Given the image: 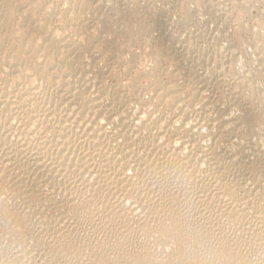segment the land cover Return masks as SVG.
<instances>
[{
    "label": "bare ground",
    "instance_id": "obj_1",
    "mask_svg": "<svg viewBox=\"0 0 264 264\" xmlns=\"http://www.w3.org/2000/svg\"><path fill=\"white\" fill-rule=\"evenodd\" d=\"M18 1L24 2V0H0V50L7 51L6 55L0 56V209L5 211L4 214H0V220L5 216L16 217L15 220L21 218V222L24 219L25 224H31L28 219L35 222L43 220L39 222L41 225L36 226L45 230L51 228L44 221L47 220L45 219L47 212L64 211L68 216H72L71 219L76 221L75 223L78 221L81 225L80 230H77L79 225L74 227L70 224L74 232L87 230L88 228H84L85 223L91 225L90 230L85 231L87 242L84 245L100 254L96 255L100 263L116 257L117 263L129 261L134 264H147V262L149 264L155 261V263L159 262L158 264H165L163 258L165 253H160L162 248L158 252V248L163 245L161 240L171 237L173 244H165L169 247L174 245L172 252L165 254L167 258L170 256V264H182L185 258L187 261L197 260L202 264L216 262L264 264V58L257 55L259 53L257 46L258 44L260 46L256 40H260L257 38L258 33L257 37H253V29L251 32L250 26L246 24L248 28L244 27V22L240 27V23L237 22L240 32L237 31V34H243L242 37L244 34L251 36L252 39L249 37L251 40L247 39L248 43L256 49L254 52H258H255L257 53L255 60L259 65L256 68L252 64L254 62L251 59L254 55H250L252 51L249 54V50L244 52L241 48L244 42L240 43L241 51L244 53H240V50L236 51L239 43L228 41L229 37L225 35L217 37V40L211 41L212 43L204 39V44L207 42L206 45L208 43L209 45L205 47L202 45L201 50L197 47L195 48L197 50L193 49L194 46L199 45L197 42L191 47L195 44L192 43V39V42L189 41L192 44L189 47L192 49L185 46V50L182 49L181 52V49H178L182 45H178L180 40L177 41L175 35H162L163 31L167 32L164 23L169 18L168 10L165 22L159 18L164 16L159 14L163 10H159L167 9L166 5H169L168 8L172 4L175 7L177 0H160L161 5L157 8L152 5L154 2L157 3L156 1L148 0V3L152 1L151 5L156 10L159 9V15L156 14L157 12L154 13L152 7L151 11L149 5L145 6L150 11L142 5L140 2L143 0H131L132 3L129 0L131 7L132 4L134 5L132 8L135 15L141 14L142 18L139 19L137 31L131 30L134 33L130 31L132 34L128 33V35L136 40L145 39L146 35L144 36L140 31L152 32L150 27L162 29V33L160 32L162 36L158 37L162 38L161 42L158 39L160 43L157 46L150 42L156 48L151 46L153 47L151 49L148 46L149 40H153L151 38L153 33L152 36L146 37L148 42L146 41L145 47L148 46L151 50L155 48L154 56L171 50L172 59L178 63L177 65H182V68L177 69L178 72H175L176 69L174 71L171 69L172 73L171 70L170 73L168 72L172 77L170 81H162L163 71L161 75L160 72L159 74L155 72L156 79L152 81L150 78V82L146 85L138 86L141 82L138 81L137 85L134 79L135 82L131 83L132 87L128 89V93H121L119 90L115 92V88L111 89L108 85V87L104 86V83L102 85L103 80L100 75H91L93 51L96 50V44L99 49L102 42L101 39L99 41L91 35L94 36L92 32L96 30L100 33L110 32L112 36L115 34L118 37L122 35L121 32L126 33L122 29L127 26L125 24L127 20L124 21L120 13H126L131 8L126 3L128 0L126 2L125 0H68L69 5L66 3L68 6L65 8L63 4L60 7L62 0L60 2L37 0L32 5L30 4L33 0H27L34 10L43 12V15L44 12L46 13L45 17L41 16L44 22H42L43 18H40L42 23L38 25V29L35 24L37 19H32L36 21L33 22L24 17L21 23L18 22L21 29L17 31L20 33L22 30L23 34H17V31L11 29L12 27L8 28L10 18H14L16 11L19 9L22 11L21 7L25 5V3L19 4ZM184 1L185 7L192 2V0ZM204 1L210 0L202 1L209 8L207 5L211 2L206 4ZM234 2L236 4L237 1ZM195 5L196 7L191 5L193 8L191 7L192 10L188 8V11L183 10L185 7L182 8L187 13V16L183 17V22L186 21L192 24L191 26L198 22L196 12L195 14L193 12L195 8L197 9V4ZM231 5L236 8L237 4ZM247 7H250V4H247ZM210 8L212 9L208 10L209 14L206 9V14L209 16L211 12L215 15L217 7L211 3ZM171 9L169 13L176 12ZM202 10L204 11L203 8ZM39 12L38 15L35 11L31 14L35 13L38 18ZM227 13L229 14V11ZM88 14L93 16H89V21L93 18L96 25V30H93L95 27L90 22L93 26L92 34L89 33L91 29L88 28V19L86 22ZM211 15L210 17L214 16ZM216 15L218 16L217 12ZM218 18L214 21L219 20ZM56 21L60 22L58 24L62 23V28L76 27V30L82 34L81 38L66 33L64 36L57 34L51 36L50 33L54 31L51 25ZM127 24L129 26V23ZM50 26L53 30L46 34ZM221 27L223 24L222 26L220 24L219 28ZM185 28H188L187 25ZM226 31L228 32L229 29ZM36 32L44 36L43 46H35L33 37L26 36ZM70 32L74 33L72 30ZM118 37L116 39H120ZM96 38L100 36L97 35ZM233 38L232 41L235 40ZM155 39L154 41H157ZM242 40L244 41V37ZM136 42L140 43V40ZM164 42L167 43L168 48H162ZM118 43L121 46L125 42ZM104 44L106 48L108 43ZM113 44H110L114 46L112 50L120 48L115 47L118 44ZM25 47L27 48L24 49ZM122 48L126 49L124 45ZM100 49L107 52L101 47ZM118 51L120 49L116 52ZM106 54L102 55L106 56ZM157 56L154 58L158 59ZM112 58L110 59L113 60ZM120 58L125 60V57ZM138 59L136 60L139 61ZM151 59L153 61V58ZM160 59L154 65H159L157 63ZM96 60L98 62V59ZM239 62L242 66L237 69ZM160 65L156 68L162 67V64ZM101 71L98 74H101ZM145 72L149 71L145 70ZM151 73L146 74L147 78L153 75ZM142 75L139 77L143 80ZM181 78L185 82L184 87L179 82ZM115 84L117 86V83ZM212 86L220 88L217 90L221 92L223 106L216 103L217 94L213 95ZM207 91L211 92L213 97H210ZM3 188L7 191L4 192ZM190 210L193 211L195 219L205 220V224L200 222L202 225L197 223V226L204 227L207 232L203 233V236L206 235V242L199 240L202 234L197 236V229L193 227L194 230L190 226L187 229V221L192 218L188 217L192 212ZM63 216L65 218V215ZM194 218L192 219L195 220ZM18 221L19 219L15 222ZM58 221L55 224H58ZM190 223L193 225L194 221ZM57 229L60 231L64 228L58 225ZM65 229L67 230L68 227L66 226ZM54 231L56 233V230ZM79 233L76 236L79 237ZM188 239H192L193 243H199L197 245L195 243L196 248L191 251H188L189 248L187 251L184 250L188 246L185 243ZM75 241L76 239L73 241L74 245L71 243L74 250ZM60 244L63 245V242ZM108 250H114L115 255H109ZM164 250L162 251L166 252ZM204 251H208L210 259L205 258L207 252ZM16 255L8 260V264L20 261L18 253ZM22 256L25 258L27 255Z\"/></svg>",
    "mask_w": 264,
    "mask_h": 264
},
{
    "label": "rangeland",
    "instance_id": "obj_2",
    "mask_svg": "<svg viewBox=\"0 0 264 264\" xmlns=\"http://www.w3.org/2000/svg\"><path fill=\"white\" fill-rule=\"evenodd\" d=\"M28 1H32V0H28ZM37 2V0H33L32 2H31V4L30 5H32L34 2ZM61 0H59L58 2H60ZM70 1V0H69ZM142 1V0H141ZM144 1V2H143ZM142 2H140V3H142V5H149L148 7H149V9L151 10L152 8L154 9V13H156L157 15H159V14H161V16H165V18L163 19V17H159L160 18V20H162L163 22H165L166 21V19H167V17H169L168 19H167V21L164 23V26H165V30L167 31V32H165V31H163L164 33H166V34H164V33H162V29L160 30V29H158V28H156V27H152V29H151V27H150V31H152V32H149V28L148 29H145V30H148V31H146V32H144L143 33V31H140L144 36L146 35V37H148L149 35H151L152 36V34L151 33H153V36L151 37V38H153V40H149V44H148V46L152 49L153 47H155L156 48V46L158 45V43H160L161 42V40H162V38H158L159 36L161 37L162 35H166V36H169V34L171 35V36H174V37H176V39H178L177 41H179L180 43H178V45L180 46V44L182 45V46H180V48L178 49V50H180L181 49V52H183V50H185V46H187L188 48H190L189 46H191L192 44L190 43V42H192V39H193V42L192 43H195V44H193L191 47H193L194 45H196V42H197V44H199V45H196V46H194L193 47V49L194 50H197L198 48L200 49L201 47H205V45L207 44V42H213L215 39L217 40V37L219 38V37H222V36H228L229 38H228V41H230V42H232V43H234V42H236L235 44H238L237 45V50L236 51H238V50H240V53H244L245 51L247 52V50H249V54H250V52H251V56H252V54L254 55V56H252L251 57V59H253V65H255V67L254 68H256V67H258L259 65H258V63H257V59L255 58V57H257V55H258V57L260 56V57H263L264 58V0H227V2H228V4H227V2H226V0H221V1H223V3L220 1V0H215V1H217L216 3H215V1H213L212 2V0H210L209 2H207V1H204V2H206V4H209L210 2L213 4V5H215V7H217V8H215V10H216V12H217V14H218V16H219V18H218V16L216 15V12H215V15L217 16H215L214 14H212L211 12H210V15L211 16H213V17H210V15L208 16V14H209V9H212V8H210V4L209 5H207L209 8H207L206 7V5L202 2V1H200L199 0V2H198V0H196V2H195V0H192V2L191 3H188L189 5L188 6H186L185 7V5H186V3H184L185 1L183 0H180V2H179V0H177L176 1V3H175V7L173 6V4L170 6V8H168L169 7V5H166L165 6V8H167V9H158L159 11H161V10H165L164 12L163 11H161L160 13L158 12V10H156L152 5H154V6H156V8H157V6L159 5H161V1L160 0H154V1H156L157 3H159V4H157V3H155L154 1V3L152 4V1H150V3H148L149 1L147 0H143ZM146 1V2H145ZM234 1H237L236 2V4H235V2ZM23 2V1H22ZM21 1H18V3L19 4H24L25 3V8L23 9V7H21L22 8V11L19 9L18 11H16V13L14 14V18H15V16H16V18L14 19L13 17H11L9 20L10 21H8V28L10 29L11 27V29L13 30H15V32L17 31V30H20L21 28L19 27L20 26V24L18 23V22H20L21 23V20L22 19H24V17H26L25 19H31V21H33V22H38V21H40L39 22V24L36 22L35 24H37L36 25V29H38L39 28V26L38 25H40L42 22H44V18L43 17H45L44 15H45V13L46 12H44V15H43V12H39V11H36V10H34V8H32L29 4H28V2H27V0H24V2L22 3ZM125 2H126V0H125ZM130 2H131V0H130ZM183 2V3H182ZM220 4H219V3ZM226 2V3H225ZM231 2V3H230ZM243 2V3H242ZM61 4H60V7L62 6V4H63V8H65V6L67 7L69 4H68V0H62L61 2H60ZM68 5H67V4ZM127 4H129V0H128V2H126ZM132 3V2H131ZM146 3V4H145ZM202 3H203V5H202ZM218 3V4H217ZM225 3V4H224ZM230 3V4H229ZM240 3V4H239ZM126 4V5H127ZM152 4V5H151ZM177 4V5H176ZM178 4L180 5V6H178ZM183 4H184V6H183ZM193 6H195L196 7V5L195 4H197V9L195 8L194 9V14H195V12H196V18H197V20H198V25H196V24H193V26H191L192 24H190V23H187L186 21L185 22H183V19L185 18V16H187L186 14V12H184V11H188L189 9H191V5ZM224 4V5H223ZM231 4H234V6L236 5V8L235 7H233V5H231ZM247 4H250V7H247ZM217 5V6H216ZM218 5L222 8L223 6V10L220 8V7H218ZM222 5V6H221ZM227 5H228V7H227ZM229 5H231L230 7H229ZM28 6H30L29 8H28ZM128 6H130L131 7V5L129 4ZM134 5L132 4V7H133ZM168 6V7H167ZM177 6V7H176ZM26 7H27V9H26ZM131 7V8H132ZM146 7V6H145ZM145 7H143V9L145 8ZM148 7H146L147 9H148ZM152 7V8H151ZM164 7V6H163ZM174 7V8H173ZM179 7H181V8H179ZM183 7H185V9H183L182 10V8ZM198 7H202L203 9H204V11L202 10V8H198ZM225 7L227 8V9H225ZM131 8H129V11H127L126 13L124 12H122V13H120V16L123 18V20L124 21H126L127 20V22H125V24L127 25V26H124V28L122 29V31L124 30V31H126V33L125 32H121L120 34H122V35H120L119 37L117 36V35H111V33L110 32H108V34H110V35H108L106 32V34L105 33H100V31L98 30V32H97V30H96V25H95V22L93 21V18L91 19V21H89L90 19H88L89 18V16L91 15V14H88V17L86 16V22H87V19H88V24H89V30L91 29V31H89V33H91L93 30H96V31H93L92 33L94 34V36L93 35H91L92 37H94V39H97V40H99V39H101V44H100V42H99V44H100V46H99V49H98V44H96V50L94 49V51H93V56H94V59H93V61L91 62V65H92V69L90 68V70H92L91 71V75L92 76H94V74H97V75H100L101 76V80H103L102 81V85H103V83H104V86H106V87H108L109 86V88H115L114 89V91L115 92H117L118 90H119V92H121V93H128V89H130L131 87H132V84H133V82H137L136 84L138 85V81H140L141 83H139V85L138 86H142V85H146V83H149L150 82V80H152L153 81V79L156 77V76H154V74H156V73H158L159 74V72H160V74L159 75H161V72L163 73V75H162V77L165 79H163L162 81H170V80H172V79H170V78H172L171 77V74H168V72L171 70V69H173V71H174V69H176V71L175 72H178V70H181V69H179V68H182V65H177L178 63L177 62H174V59H172V52H170V51H164L162 54L161 53H159V55L158 54H156V56L157 57H159V58H161L162 59V61H161V59H160V61L157 63V64H159V65H154L157 61H158V59L157 58H154V57H156V56H154V54H155V52L153 51V50H155V48L153 49V50H151L150 48L148 49V46L147 47H145L146 46V44H147V42H148V40H146V39H148V38H146L145 37V39L144 38H141V39H138V40H136V38L134 39V37L133 36H131L130 34L128 35V33H134V32H136L137 30L136 29H138V27H137V25L140 23V20H141V18H142V15L140 14H138V13H136V15H137V17H136V15H135V12H133V8L131 9ZM172 8V9H171ZM176 8V9H175ZM177 8H179V9H177ZM189 8V9H188ZM193 8V7H192ZM230 8V9H229ZM245 8V9H244ZM131 9V10H130ZM148 9V10H149ZM170 9L173 11V9L174 10H176V12L174 11V12H172V14L171 13H169L170 12ZM187 9V10H186ZM199 9V10H198ZM202 11H201V10ZM206 9H207V13L208 14H206ZM232 9V10H231ZM26 10V11H25ZM27 10H29V11H27ZM46 10V9H45ZM45 10H43V11H45ZM145 10V9H144ZM149 10V11H150ZM167 10H168V14H167ZM192 10V9H191ZM196 10V11H195ZM197 10H198V12L199 11H201L200 13H204L205 12V14H200V13H198L197 12ZM209 10V11H208ZM219 12H218V11ZM245 10V11H244ZM248 10V11H247ZM27 12L26 14H25V12ZM35 11V13H37V15H38V12L40 13L39 15L40 16H38V18L40 19V20H38V18H37V15H35V13H33V14H31L32 12H34ZM47 11V10H46ZM132 11V12H131ZM152 11V10H151ZM179 13H178V12ZM226 11V12H225ZM229 11V14L227 13ZM182 12H183V14H182ZM214 12V11H213ZM224 12H225V14H224ZM18 13V14H17ZM21 13V14H20ZM23 13V14H22ZM42 13V14H41ZM127 13H129V14H127ZM134 14V15H131V14ZM159 13V14H158ZM163 13V14H162ZM220 13V14H219ZM244 13V14H243ZM31 14V15H30ZM124 14H127V15H124ZM166 14V15H165ZM171 14V15H170ZM182 14V15H181ZM200 14V15H199ZM249 14V15H248ZM21 18H19L18 16ZM26 15V16H25ZM29 15V16H28ZM131 17H130V16ZM168 15V16H167ZM180 15V16H179ZM197 15H199V17L197 16ZM201 15H202V17H201ZM223 15H225V16H223ZM28 16V17H27ZM41 16H43V17H41ZM124 16H126V18H124ZM136 17V18H134V17ZM167 16V17H166ZM172 16V17H171ZM176 16V17H175ZM208 16V17H207ZM32 17V18H31ZM90 17H93L92 15L90 16ZM184 17V18H183ZM201 17V18H200ZM249 17V18H248ZM130 18V19H129ZM132 18V19H131ZM157 18H158V16H157ZM158 18V19H159ZM174 18V19H173ZM182 18V19H181ZM200 18V19H199ZM205 20H204V19ZM215 18L217 19H219V20H217V21H214L215 20ZM228 18V19H227ZM243 18H244V20H243ZM32 19H37L36 21H34V20H32ZM140 19V20H139ZM209 19V20H208ZM228 21H227V20ZM230 19L231 20H233L232 22L230 21ZM240 19H241V21H240ZM250 19V20H249ZM20 20V21H19ZM129 20V21H128ZM131 20V21H130ZM175 20V21H174ZM178 20H180V21H178ZM181 20H182V22H181ZM42 21V22H41ZM173 21V22H172ZM179 23V22H181V23H183L185 26L187 25V27L189 28H185V26L184 25H182L181 23H179V24H181V25H179L177 22ZM202 23H201V22ZM205 21V22H204ZM209 21V22H208ZM221 23H220V22ZM240 21V22H239ZM90 22H91V24H93V26L95 27L94 29H93V26H91V24H90ZM94 22V23H93ZM137 22V23H136ZM139 22V23H138ZM170 22V23H169ZM207 22V23H206ZM217 22H219V23H217ZM223 22H226V24H224ZM228 22H231V23H228ZM234 22V23H233ZM240 23V27H242L243 25H241V23L243 24L244 22H245V24H244V27H247V25H248V27L250 28V31L252 30L253 31V37H257V33H258V37L257 38H259L260 40H258V39H256L257 40V42L258 43H260V46H259V44H258V46H257V48L259 49V50H257V51H255V52H257V53H255L254 52V47L253 46H251V45H249V43H248V40H251L252 38H251V36H248V35H246V34H244V41L242 40L243 39V37H242V35L243 34H237L238 32H239V26H238V23ZM249 22V23H248ZM58 23H60L59 21H56V23H52V27L54 28V31L52 32V30L53 29H51L52 27L50 26V30H48L49 29V27L47 28V32H46V34H49L50 33V31L53 33H50V35L51 36H53L54 34H57V36H60V35H62V36H64V35H70V36H73V37H76V38H81V36H82V34L80 33V31L78 32L77 30H76V27L74 28V29H70V26H68V27H66V28H62V26H61V24H58ZM127 23H129V26H128V24ZM171 23H173V24H171ZM228 23V24H227ZM134 24H136V25H134ZM216 24V25H215ZM220 24H221V26H222V24H223V27H221V28H219L220 27ZM232 24V25H231ZM247 24V25H246ZM11 25V26H10ZM14 25V26H13ZM16 25H18V26H16ZM136 26L135 28H134V26ZM170 25V26H169ZM189 25V26H188ZM196 25V26H195ZM201 25V26H200ZM209 25V26H208ZM215 25V26H214ZM219 25V26H218ZM225 25H226V28H225ZM227 25H229V27L227 26ZM233 25H235V27L233 26ZM58 26V27H57ZM60 26V27H59ZM91 26V27H90ZM132 27V29H130L131 27ZM181 26V27H180ZM184 26V27H183ZM204 26V27H203ZM230 26H232V27H230ZM236 26H238V27H236ZM253 26V27H252ZM13 27H15V28H13ZM177 27V28H176ZM195 27V28H194ZM234 27V28H233ZM247 27V28H248ZM69 28V29H68ZM73 28V27H72ZM128 28H129V30H128ZM156 28V29H155ZM171 28H173V29H171ZM180 28V29H179ZM207 28V29H206ZM224 30H223V29ZM230 28H231V30H230ZM65 29H66V31H65ZM69 30V32L72 30V31H74V33H69L68 32V30ZM93 29V30H92ZM176 29H177V31H176ZM184 29V30H183ZM196 29H198L197 31H196ZM201 29V30H200ZM212 29V30H211ZM228 30L229 29V31L227 32L226 30ZM236 29V30H235ZM238 29V30H237ZM61 30H62V32H61ZM131 30H133V31H131ZM144 30V29H143ZM144 30V31H145ZM153 30H155L154 32H153ZM158 32H157V31ZM208 30H210V31H208ZM215 30V31H214ZM37 31V30H36ZM59 31H60V33L61 34H59ZM63 31H64V34H62L63 33ZM128 31V32H127ZM131 31V32H130ZM173 31V32H172ZM182 31V32H181ZM184 31H186V32H184ZM190 31V32H189ZM193 31V32H192ZM195 31V32H194ZM201 31V32H200ZM204 31V32H203ZM224 31H225V33H224ZM238 31V32H237ZM251 31V32H252ZM18 33L17 34H23L24 32L21 30V32H23V33H19V31H17ZM49 32V33H48ZM68 32V33H67ZM77 32V33H76ZM95 32L96 33H98V34H95ZM157 32V33H156ZM162 33V35H160L161 33ZM176 32V33H175ZM184 32V33H183ZM215 32V33H214ZM227 32V33H226ZM229 32H234L233 33V35H231L232 33H229ZM235 32H236V34H235ZM66 33V34H65ZM81 35H80V34ZM125 33V34H124ZM131 33V34H132ZM149 33V34H148ZM183 33V34H182ZM188 33V34H187ZM194 33V34H193ZM207 33V34H206ZM219 33L221 34V35H219ZM222 33H224V34H222ZM229 33V34H228ZM240 33V32H239ZM31 34V33H30ZM30 34H28V35H30ZM37 36H36V35ZM39 34V35H38ZM41 33L39 32H36V33H32L30 36H28V35H26L27 37H33V40H34V44H35V46H37V45H41V46H43V44L45 43V38H44V36H42V34L40 35ZM76 36H75V35ZM79 34V35H78ZM104 37H102L101 35ZM105 34V35H104ZM113 34V33H112ZM124 34V35H123ZM148 34V35H147ZM155 34V35H154ZM187 36H186V35ZM200 34V35H199ZM202 34V35H201ZM205 34V35H204ZM219 36H218V35ZM227 34V35H226ZM234 34H235V36H234ZM34 35V36H33ZM95 35H96V37H97V35L98 36H100V38H96L95 37ZM126 35H127V37H126ZM158 35V36H157ZM193 35V36H192ZM25 36V35H24ZM25 36V37H26ZM40 36H42V38L40 37ZM55 36V35H54ZM107 36V37H106ZM110 36H111V38H110ZM118 38H120V39H116L117 37ZM121 36H123V37H121ZM125 36V37H124ZM184 36V37H183ZM189 36V37H188ZM206 36V37H205ZM214 36H216L215 38H214ZM231 36V37H230ZM234 38H233V37ZM37 37V38H36ZM103 38V40H105L104 41V43H108V45H106V48H105V44L103 43V40H102V38ZM108 37H109V39H108ZM130 37H132V38H130ZM178 37V38H177ZM188 37V38H187ZM195 37V38H194ZM197 37V38H196ZM200 37V38H199ZM205 37V38H204ZM214 39H213V38ZM251 39H250V38ZM34 38H36V40L34 39ZM106 38L109 40V42H106V41H108V40H106ZM121 38L124 40H121ZM156 38V39H155ZM180 38V39H179ZM188 40H187V39ZM209 38H210V40H209ZM212 38V39H211ZM232 38L233 39H235V40H233L232 41ZM245 38H246V40H245ZM42 39V40H41ZM44 39V40H43ZM112 39H114L113 41H112ZM142 39H143V41H142ZM154 39L155 40H157V41H154ZM158 39H159V41H158ZM195 39V40H194ZM196 39H198L199 41H197ZM203 39V40H202ZM204 39H206V44H204ZM248 39V40H247ZM118 40V41H117ZM134 40H136V41H139L140 40V43L139 42H134ZM209 40V41H208ZM41 41V42H40ZM100 41V40H99ZM111 41V42H110ZM119 41H121V42H125V43H122L121 44V46L119 45ZM134 42V43H132V42ZM145 41V42H144ZM147 41V42H146ZM187 41V42H186ZM190 41V42H189ZM195 41V42H194ZM37 42V43H36ZM43 42V43H42ZM150 42H153L154 43V45L156 44V46H154L153 45V43H150ZM155 42H157V43H155ZM211 42V43H212ZM225 42H227V41H225ZM242 42H244L242 45H243V47H241L242 45L240 44V43H242ZM97 43H98V41H97ZM113 43H115V44H118V45H116L115 47H120V48H115V50L117 49V50H119L120 49V51H121V48L123 47V45H124V47H126V49L124 50L123 48H122V53L120 52V51H118V53H119V55H117L118 53L115 51V50H112V49H114V44ZM142 43V44H141ZM164 43H165V46H164ZM163 43V47L162 48H168V46L166 45L167 43L166 42H164ZM188 43H190V44H188ZM202 43V44H201ZM209 43H208V45H209ZM248 43V44H247ZM110 44H113L112 46L110 45ZM145 44V45H144ZM176 44H177V42H176ZM225 44V43H224ZM223 44V46H226V45H224ZM227 44V43H226ZM203 45V46H202ZM208 45H206V46H208ZM108 46H111V48L110 47H108ZM151 46H153V47H151ZM184 46V47H183ZM246 46H247V48H246ZM248 46H250V47H248ZM28 47V46H27ZM27 47H25L24 49H26ZM38 47V46H37ZM100 47L101 48H103V50H107V52H108V49H109V54L106 52V51H101L102 49H100ZM182 47V48H181ZM197 47V49H195ZM244 49V52L243 51H241L242 49ZM145 48H147V49H145ZM207 48V47H206ZM240 48V49H239ZM245 48H246V50H245ZM99 51H98V50ZM183 49V50H182ZM190 49H192V48H190ZM203 49V48H202ZM253 49V50H252ZM6 49H2V50H0V56H4V54L6 55L7 54V51H5ZM111 50V51H110ZM149 50H150V52H149ZM201 50V49H200ZM256 50V49H255ZM263 50V51H262ZM6 53H5V52ZM95 51H97L96 53H95ZM116 52V54H115V52ZM146 51H148V52H146ZM153 51V52H152ZM205 51V50H204ZM98 52H100L99 54H98ZM107 54H106V53ZM146 52V53H145ZM104 53V55L106 54V56H104V55H102V54ZM113 53V54H112ZM127 53V54H126ZM147 53H150L151 55H152V57H151V55L150 54H147ZM96 54H98L97 56H96ZM111 54H112V56H111ZM120 54H122V55H120ZM146 54V55H145ZM165 54V55H164ZM172 54V55H171ZM255 54H257L256 56H255ZM262 56H261V55ZM114 55V56H113ZM117 55V57L119 58V59H117V57H115ZM125 55V56H124ZM129 55V56H128ZM148 55V56H147ZM150 55V56H149ZM98 56H100V58L98 57ZM101 56H103V57H101ZM108 56H110V57H108ZM125 57V60H124V58H120V57ZM132 56V57H131ZM163 58H162V57ZM168 56V57H167ZM98 57V58H97ZM111 57H113L112 59L113 60H111L110 58ZM130 57V58H129ZM153 58V61H155V59H157L155 62H153L152 61V59L151 58ZM98 59V62H97V60L96 59ZM139 58V59H138ZM126 59H127V61H126ZM136 59H138L139 61H137ZM151 59V60H150ZM256 59V60H255ZM96 60V61H95ZM115 60H119L118 62H116ZM131 60V61H130ZM135 61V62H132V61ZM145 60V61H144ZM113 61V62H112ZM95 62H96V64H95ZM121 62V63H120ZM174 63V64H173ZM175 63H176V65H175ZM257 63V64H256ZM126 64H129L128 66L126 65ZM131 64V65H130ZM150 64V65H149ZM160 64H162V67H158V68H156L157 66H161ZM240 64V65H239ZM147 67H146V66ZM258 65V66H257ZM93 66H95V67H93ZM152 66V67H151ZM241 66H242V63H238L237 64V69H239V68H241ZM102 67V68H101ZM113 67V68H112ZM130 67V68H129ZM152 68V70H149V69H151ZM153 67H155L154 69H153ZM99 68V69H98ZM115 68V69H114ZM120 68V69H119ZM147 68V69H146ZM164 69V70H162V69ZM97 69H98V71H97ZM119 69V70H118ZM128 69V70H127ZM159 69V71H157ZM167 69V70H166ZM178 69V70H177ZM105 71L104 73L102 72V71ZM145 70L146 71H149V72H145ZM100 71H101V74H98V72L100 73ZM108 71V72H107ZM127 71V72H126ZM172 70L170 71L171 73L173 72ZM97 72V73H96ZM107 72V73H106ZM114 72V73H113ZM143 72H145V73H143ZM151 72H153V73H151ZM156 72V73H155ZM169 72V73H170ZM115 73H116V75H115ZM120 73V74H119ZM128 73V74H127ZM132 73V74H131ZM141 73H143V75L141 74ZM147 73H151V74H153V75H151V76H148V78H147V76H146V74ZM103 74V75H102ZM145 74V75H144ZM166 74V75H165ZM109 75V76H108ZM141 75L142 76H144V78H143V80L140 78L141 77ZM170 75V76H169ZM116 76V77H115ZM123 76V77H122ZM131 76V77H130ZM140 76V77H139ZM169 76V77H168ZM110 77V78H109ZM120 77V78H119ZM136 77V78H135ZM146 77V78H145ZM161 77V76H160ZM161 77V78H162ZM126 78V79H125ZM133 78V79H132ZM151 78V79H150ZM159 78V77H158ZM168 78H169V80H168ZM119 81H118V80ZM134 79H135V81H134ZM141 79V80H140ZM150 79V80H149ZM156 79V78H155ZM115 80V81H114ZM130 81V82H129ZM181 81H182V78H181V80L179 81L180 82V84H182V86H183V84H184V86H185V82H184V80L182 81V83H181ZM108 82V83H107ZM126 82V83H125ZM184 82V83H183ZM115 83H117V86H116V84ZM132 83V84H131ZM141 84V85H140ZM108 85V86H107ZM126 85H128V86H126ZM129 85H131V86H129ZM124 88H123V87ZM183 86V87H184ZM117 87V88H116ZM214 87V88H213ZM126 89V90H125ZM212 93H213V95L215 94V96H216V94H217V97L215 98V100L216 99H218V100H216L217 102L216 103H218V105L220 106L221 104V106H223L224 104L223 103H221L222 102V100H221V92L219 91L220 90V88H218L217 86H212ZM217 89H219V90H217ZM215 90V91H214ZM209 91H211V90H209ZM214 91V92H213ZM220 92V93H219ZM212 93L211 92H208L207 91V94H209L210 95V97L212 96L213 97V95H212ZM219 102H220V104H219ZM3 191L4 192H6L7 190H6V188H3ZM2 195H3V192H2ZM195 209V208H194ZM1 210V212H0V214H4V210L3 209H0ZM192 210H190V212H191ZM56 212V211H55ZM54 212V210H51L50 211V213L49 212H47V216H46V218L45 219H47V220H44L46 223H48L50 226H51V230L50 229H38V225H41V223H39V222H41V221H43V220H36V222H35V220H29L28 219V221L32 224V222H33V225H31V224H25V223H23V221H26V220H24V219H22V222H21V218H18L19 219V221L18 222H15V221H17V220H15L16 219V217H7V216H5L4 218H2L1 220L4 222H2L1 220V224H0V253H3L1 256H0V264H8V260L9 259H12L14 256H17L16 254L18 253V256L20 257V261L18 260V261H16L14 264H22V262H23V264H134V263H131V262H129V261H118V263L115 261L116 259V257L114 258L113 257V259H111V260H109V261H107V262H101L100 263V261H99V257H97L96 255H100V254H97L98 252H95V251H92L90 248H88L86 245H84V244H86V239H85V237H86V232H88L89 230H90V224L89 223H85L86 224V227H84V228H88L87 230L86 229H84L83 231L81 230L80 231V233H79V231H77L78 233H79V237H78V235L76 236V234H78L77 232H76V230H75V232L73 231V227L71 226V225H79V229H77V230H80V228H81V225L79 224V222L77 221V223H75L76 221H74V220H72L73 218H72V216H68L67 214H65V212L64 211H62V212H56L55 213ZM58 213V214H57ZM61 213V214H60ZM188 213H189V211H188ZM188 213H187V215H188ZM193 211L191 212V213H189V215H188V217L190 218V217H192V218H194V216H193ZM49 214V215H48ZM192 214V215H191ZM62 215V216H61ZM63 215H65V218H64V216ZM62 219H61V218ZM69 217V218H68ZM12 218H14V219H12ZM72 218V219H71ZM192 218H190L189 219V221H187L186 223H187V225H186V227H187V229H189L190 227H192V229H197V231H198V229H200L199 231H202L201 233L198 231H196V233H197V236H200V234H202L201 235V237L199 238V240H201V241H204V242H206V231L201 227H198L199 225H202V224H205L204 222H205V220L204 219H199L198 220V218H194L195 220H193ZM6 219V220H5ZM27 219V218H26ZM57 219H59V221L57 220ZM68 219V220H67ZM9 220V221H8ZM15 220V221H14ZM70 220V221H69ZM72 220V221H71ZM10 221H11V223H10ZM51 221V222H50ZM57 221H58V224H55V222L57 223ZM66 221V222H65ZM74 221V222H73ZM190 221L193 223V221H194V223H193V225H190L191 223H190ZM5 222H7V223H5ZM15 222V223H14ZM35 222V223H34ZM200 222L202 223V224H200ZM18 223V224H17ZM24 225H22V224ZM65 223V224H64ZM197 223H199V225L197 226ZM4 224V225H3ZM55 224V225H54ZM71 224V225H70ZM87 224H88V226H87ZM21 225V226H20ZM28 225H29V227H28ZM37 225V226H36ZM53 225V226H52ZM58 225H59V227H62L63 226V230H58L57 229V227H58ZM196 225V226H195ZM19 226H20V228H19ZM32 226V227H31ZM35 226V227H34ZM68 227V229L66 230L65 229V227ZM190 226V227H189ZM7 227V228H6ZM12 227V228H11ZM55 227V228H54ZM72 227V230L70 229ZM74 227H76V226H74ZM194 227V228H193ZM197 227V228H196ZM5 228V229H4ZM9 228V229H8ZM28 228H30V230L28 229ZM34 228H35V231H34ZM53 228H54V230H56V233H55V231L53 230ZM70 229V230H69ZM194 229V230H195ZM203 229V230H202ZM31 230H33V231H31ZM36 230H38V231H36ZM45 232H44V231ZM66 230V231H65ZM49 231V232H48ZM57 231H59V232H57ZM68 231H69V233H68ZM86 231V232H85ZM204 231V232H203ZM65 234H64V233ZM72 232V233H71ZM206 232V233H205ZM37 233V234H36ZM59 233V234H58ZM63 233V234H62ZM70 234V236L72 237V238H69L68 237V234ZM75 233V234H74ZM82 233H83V236H82ZM85 233V234H84ZM203 233H205L204 234V236H203ZM18 234V235H17ZM44 234V235H43ZM48 234H49V236H48ZM61 234V235H60ZM72 234H74V236H72ZM199 234V235H198ZM21 235V236H20ZM35 235V236H34ZM55 235V236H54ZM58 235V236H57ZM63 235V236H62ZM66 236V238H63V237H65ZM24 236V237H23ZM76 236V237H75ZM54 237V238H53ZM75 237V238H74ZM82 237V238H81ZM203 237V238H202ZM3 238V239H2ZM41 238V239H40ZM53 238V239H52ZM57 240H59V241H57ZM59 238V239H58ZM63 238V239H62ZM78 238H80V239H78ZM83 238H84V241H83ZM141 238V237H140ZM44 239V240H43ZM55 239V240H54ZM62 239V240H61ZM66 239V240H65ZM69 239H72L71 241H69ZM76 239V241H75V244H76V247H75V250L73 249L74 247H72V245H71V243L74 245V243H73V241ZM78 239V240H77ZM142 239H143V237H142ZM169 239V240H168ZM205 239V240H204ZM4 240V241H3ZM41 241V243H40V241ZM48 240V241H47ZM50 240H51V242H50ZM52 240H54V241H52ZM64 240V241H63ZM68 240V241H67ZM191 240V241H190ZM188 239L185 243L188 245V246H186V249H184L185 251H187V249L189 248V250L188 251H191V250H193L194 248H196V246H195V243L196 242H194L193 243V240L192 239ZM18 241V242H17ZM38 241V242H37ZM42 241H43V243H42ZM63 242V245H61L60 243H62ZM78 241V242H77ZM49 242V243H48ZM57 242V243H56ZM64 242H65V244H64ZM67 242V243H66ZM68 242H70V244L68 243ZM83 242V243H82ZM161 242H163V245L161 246V247H159L158 248V252H160V250H161V248H162V250H164V248H166L165 250H166V252H163L162 250H161V252L160 253H169V252H172V247H174V245L173 246H171V247H169L168 245H172L173 244V239L170 237V238H166V239H164V240H161ZM189 242H190V244L193 246V248H192V246L189 244ZM21 243V244H20ZM40 243V246L38 245ZM46 243V244H45ZM59 243V245H57ZM79 243H81V245H79ZM169 243V244H168ZM4 246H3V245ZM67 244V245H66ZM83 244V245H82ZM165 244H168V245H165ZM185 244V245H186ZM197 244H199V243H196V245ZM204 244H209V243H204ZM25 245H27V246H25ZM38 245V246H37ZM63 246V247H61V246ZM65 245H66V247H65ZM152 245V244H151ZM210 245V244H209ZM71 246V247H70ZM77 246H79V247H77ZM137 246H138V244H137ZM165 246V247H164ZM189 246H191V247H189ZM5 247V248H4ZM20 247V248H19ZM67 247H69V248H67ZM82 247L84 248V249H82ZM169 247V248H168ZM2 248H3V250H2ZM8 248V249H7ZM33 248V249H32ZM53 248V249H52ZM72 250H71V249ZM78 248H80V249H78ZM192 248V249H191ZM68 249V250H67ZM71 251H70V250ZM6 250V251H5ZM65 250V251H64ZM164 250V251H165ZM169 250V251H168ZM2 251V252H1ZM5 251V252H4ZM21 253H19V252ZM22 251V252H21ZM30 251V252H29ZM54 251V252H53ZM75 251V252H74ZM108 251H110V252H108ZM107 252H108V254L109 255H112V254H114V250L112 251V250H108ZM7 252V254L5 255V253ZM10 252V253H9ZM68 252V253H67ZM73 252V253H72ZM82 252V253H81ZM91 252H93V254L91 253ZM207 252V254L205 255V258L206 257H209V258H207V259H210V256H208V251H204V253H206ZM8 253H9V255H11V257L8 255ZM28 253V254H27ZM67 253V254H66ZM89 253V254H88ZM100 253V252H99ZM167 253V254H168ZM71 254V255H70ZM75 254V255H74ZM76 254H78V255H76ZM95 254V255H94ZM165 254H163L164 256H163V258H165L164 259V262H165V264H170V256H168L169 258H167L166 256L167 255H165ZM22 255H27V256H25V258H24V256H22ZM52 256V258L50 257V256ZM55 255V256H54ZM65 255H66V257H65ZM68 255V256H67ZM115 255V254H114ZM2 256H4V257H2ZM9 256V257H8ZM7 257V258H6ZM22 257V258H21ZM27 257V258H26ZM54 257V258H53ZM97 257V258H96ZM3 258V259H2ZM5 258V259H4ZM29 258H31V259H29ZM50 258V259H49ZM64 258V259H63ZM68 259V260H66V259ZM90 258V259H89ZM95 258V259H94ZM167 258V259H166ZM24 259L26 260V261H24ZM42 259H44L43 260V262H41L42 261ZM45 259H46V261H45ZM58 259H60V260H58ZM87 259H89V260H87ZM94 259V260H93ZM3 260V261H2ZM23 260V261H22ZM50 260V261H49ZM55 260H57L56 262H54ZM114 262H113V261ZM28 261H30V262H28ZM60 261V262H59ZM99 261V262H98ZM167 261V262H166ZM169 261V262H168ZM1 262H3V263H1ZM19 262V263H18ZM59 262V263H58ZM78 262V263H77ZM87 262V263H86ZM192 262H194L193 264H202L201 262H199V261H197V260H193V261H187L186 260V258H185V261H184V263H182V264H192ZM151 263H153V264H158L159 262H156L155 263V261L154 262H151ZM150 262H149V264H151ZM163 263V262H162ZM214 263V262H213ZM224 264H228V263H226V262H223ZM223 263H214V264H223ZM13 264V263H12ZM147 264H148V262H147ZM161 264V263H160ZM164 264V263H163ZM206 264H208V263H206Z\"/></svg>",
    "mask_w": 264,
    "mask_h": 264
}]
</instances>
